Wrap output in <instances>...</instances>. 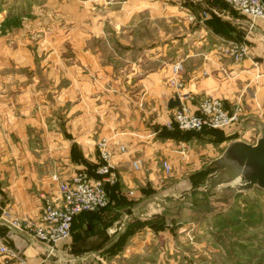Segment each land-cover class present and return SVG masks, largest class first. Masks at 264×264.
Segmentation results:
<instances>
[{"label": "crops", "instance_id": "0c3cea01", "mask_svg": "<svg viewBox=\"0 0 264 264\" xmlns=\"http://www.w3.org/2000/svg\"><path fill=\"white\" fill-rule=\"evenodd\" d=\"M169 1L173 5L163 7L162 4ZM105 4L111 3L105 1ZM117 4L121 6L106 11L102 22L97 14L96 19H89L96 32L79 41L74 39V43L79 44L75 51L80 61L90 58L89 52L101 56L93 47L94 42L123 45L124 48L113 54L116 59L131 62L130 51L134 44L129 34L125 36V28L137 15L163 19L169 27L178 30L171 29L165 36L159 35L152 41H140L143 53L131 63L137 67L121 70L123 74L116 79L111 77L112 80L101 85L94 78L87 93L93 97L97 95L94 100L99 99L101 103L70 104L71 115H65L66 109L58 112L56 132L51 131L47 104H0V240L19 246L28 264H81L69 261L62 252L49 256L42 243L32 239L27 231L15 229L13 223L40 220L43 198L56 195L54 175L66 180L81 170L95 174L99 164L97 144L101 139L111 138L125 147L124 153L114 144L111 148L118 189L110 198L111 205L101 215H81H88L91 222H95V228L104 227L109 237L115 236L112 240L106 239L103 245L86 249L92 256L91 262L86 264H118L123 262L115 252L120 244L114 243L124 232H129L133 223L150 222L128 235L123 259L155 250L154 246L150 248L151 243H157L156 231L151 225L158 220L155 217L167 220L166 212L162 214L156 209L159 202L190 203L193 190L206 179L194 184L193 174L216 160L229 142L251 143L252 139L254 142L259 136L255 120L264 122V21H257L249 31L248 18L223 4L210 3V0H122ZM211 4L216 7L217 14L202 19V13ZM190 16L196 21H190ZM236 43L247 46L248 57L241 62H234L225 53ZM84 45L89 52L86 53ZM60 56L62 54H57V61L61 60ZM257 58L263 61L255 62ZM174 61L183 64L180 79L185 86L183 92L189 95L186 104L192 111L202 98H219L230 113L236 107L241 108L238 121L228 128L197 135H160L172 119L173 109L168 103L172 99L169 81ZM56 66L60 76L61 64ZM49 70L50 66L45 64L42 72L49 74ZM134 160L141 162L139 171L132 168ZM162 161L171 164V175L162 174ZM176 168L193 174L175 185L170 183L167 189L164 180L171 177ZM159 173L164 176L163 180ZM161 188L167 189L164 197L159 196ZM130 191L133 196L128 195ZM80 217H76L73 224ZM84 225L89 230V223ZM67 243L75 256L76 247L71 238ZM0 264H8L1 254Z\"/></svg>", "mask_w": 264, "mask_h": 264}, {"label": "rangeland", "instance_id": "374dc122", "mask_svg": "<svg viewBox=\"0 0 264 264\" xmlns=\"http://www.w3.org/2000/svg\"><path fill=\"white\" fill-rule=\"evenodd\" d=\"M105 1L111 4L106 5ZM121 1L0 0V104H47L51 131L56 132L58 112L66 109L65 115L69 116L73 113L70 104L95 101L97 95L93 97L87 93L94 78H97L98 84L105 85L112 80L111 77L116 79L121 76V70L137 67L131 63L143 53L140 41H152L159 35L165 36L171 29H177L169 27V23L163 19L152 20L149 16L137 15L133 17L131 25L125 28V36L129 34L131 43L134 44L130 51L131 62L129 59L128 62L116 59L113 54L124 48L123 45L94 42L93 47L97 48L101 56L90 55L84 45L90 58L80 61L76 55L79 44H75L74 39L79 41L96 32L89 19H96L97 14L102 22L106 18V11L121 6L117 4ZM210 1L219 3L216 0ZM171 2L162 5L171 7ZM98 33L99 30L97 35ZM57 54H62L60 61L56 59ZM49 55L51 59L47 60ZM57 63L61 64L60 76L57 73ZM45 64L50 66L48 75L42 72ZM95 102H99V99ZM20 110L18 108V113ZM73 150L71 146V152ZM175 170L171 177L164 180L167 182V189L170 183L175 185L178 180L185 181L193 174L179 168ZM212 172L213 170L209 174ZM195 174L197 172L193 175ZM163 177L161 174L162 180ZM167 189L161 188L159 196H163ZM194 197L203 199L212 206L203 218H195L196 215L186 208L189 203L176 204L173 200H166V196V201L159 202L156 209L162 214L166 212L167 220L163 217V222L157 220L151 225L155 228L157 243H151L150 248L154 246L156 249L132 255L128 259L121 257L129 236L141 226L149 224L135 222L129 228L132 233L126 236L124 232L123 237L114 243L120 244L116 246L115 252L119 253L123 262L118 264H264L263 192L254 190L239 195L230 206H224L220 202L224 197L221 189L208 194L194 191L192 202ZM170 202L173 203L169 204ZM86 222L89 223V230L84 225ZM94 225L95 222H91L88 215H81L73 224L70 238L81 264L92 260L86 249L103 245L106 239L112 240L115 236L109 237L104 227L95 228ZM121 239L123 242H120Z\"/></svg>", "mask_w": 264, "mask_h": 264}, {"label": "built area", "instance_id": "2783aa9c", "mask_svg": "<svg viewBox=\"0 0 264 264\" xmlns=\"http://www.w3.org/2000/svg\"><path fill=\"white\" fill-rule=\"evenodd\" d=\"M216 1L248 18L249 31L254 28L257 21H264L263 0ZM215 8L214 4L209 5L202 13L201 18L205 19L211 14H217ZM189 19L193 22L196 21L194 16H190ZM225 53L234 62H241L248 57L247 46L242 43L229 46ZM182 72V62L178 61L171 65L169 87L173 91L172 99L178 98L180 105L172 110V119L165 124L166 129L177 128L181 132L200 133L204 129H224L238 121L241 108L236 107L234 112L230 113L225 110L223 102L219 98H202L198 102L196 110L192 111L186 104L189 95L183 92L185 86L180 79ZM113 144L119 152H125V147L119 142L113 141L111 138L101 139L97 144L99 165L95 174L81 170L66 180L57 179V176L54 175L56 195L43 198L40 220L38 222L26 221L23 224L16 222L13 223L14 228L27 231L32 239L45 246L49 256L62 252L66 254V257H69V261H78L80 258L72 255L71 246L67 242L70 239L76 217L83 213L100 214L110 204L107 186L118 183V175L111 164ZM131 165L135 171L141 169L140 160H134ZM161 171L164 176H169L172 174L173 168L168 161H162ZM128 195L133 196V192L130 191ZM0 254L5 256L8 264H28L21 248L11 246L5 240H0Z\"/></svg>", "mask_w": 264, "mask_h": 264}, {"label": "water", "instance_id": "95a60500", "mask_svg": "<svg viewBox=\"0 0 264 264\" xmlns=\"http://www.w3.org/2000/svg\"><path fill=\"white\" fill-rule=\"evenodd\" d=\"M261 58L255 62L261 63ZM180 105L178 98L171 99L168 103L170 109ZM259 127V136L253 143L233 140L229 142L222 154L210 163L204 170H213L193 191L208 194L215 189H221L223 198L220 202L230 206L239 195L259 190L264 193V122L255 120ZM193 212L197 219L203 218L212 206L203 199L193 205L186 206Z\"/></svg>", "mask_w": 264, "mask_h": 264}, {"label": "trees", "instance_id": "16d2710c", "mask_svg": "<svg viewBox=\"0 0 264 264\" xmlns=\"http://www.w3.org/2000/svg\"><path fill=\"white\" fill-rule=\"evenodd\" d=\"M215 131V130H217V129H204L202 132H200V133H203V132H205V131ZM200 133H194V132H181L180 130H178L177 128H174V129H172V130H168V129H166L165 127H163L162 128V130H161V132H160V135H162V136H172V137H177V136H180V137H182V136H184V135H189V134H200ZM164 134V135H163ZM99 165V164H98ZM98 167V166H97ZM97 169V168H96ZM95 169V170H96ZM211 172V170H203V171H200V172H198L197 174H195L194 175V177H195V180H193V182H194V184H198L199 183V181H201V180H203V179H205V177L207 176V174H209ZM117 189H118V183H116L115 185H113V186H107V190H108V193H109V199L111 198V196H113V194H114V192H116L117 191ZM111 200V199H110ZM199 201H201V199L200 198H196V197H194V200H193V205H195L196 203H198ZM111 205V202H110V204H109V206ZM108 206V207H109ZM107 207V208H108ZM106 208V209H107ZM106 209H104L100 214H97V215H101ZM90 214V213H89ZM92 214V213H91ZM94 215H96V214H94ZM155 219H158V220H160L161 222H163L164 221V218L163 217H155ZM148 223H150V222H148ZM132 233V232H131ZM130 232H128L127 234L128 235H130L131 234ZM126 234V235H127Z\"/></svg>", "mask_w": 264, "mask_h": 264}]
</instances>
